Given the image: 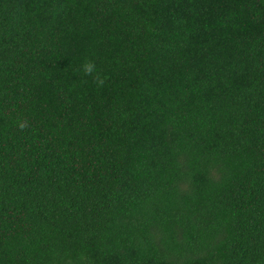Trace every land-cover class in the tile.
<instances>
[{
	"label": "trees",
	"instance_id": "16d2710c",
	"mask_svg": "<svg viewBox=\"0 0 264 264\" xmlns=\"http://www.w3.org/2000/svg\"><path fill=\"white\" fill-rule=\"evenodd\" d=\"M0 264H264V0H0Z\"/></svg>",
	"mask_w": 264,
	"mask_h": 264
},
{
	"label": "clouds",
	"instance_id": "9594fccd",
	"mask_svg": "<svg viewBox=\"0 0 264 264\" xmlns=\"http://www.w3.org/2000/svg\"><path fill=\"white\" fill-rule=\"evenodd\" d=\"M83 71L85 73V75H93L94 71H95V63L94 61H86L84 64H83ZM94 80L100 85L102 86L103 83H104V78L101 77L98 73L94 76ZM28 127V124L27 122H23V123H20L19 124V128L21 130L25 129Z\"/></svg>",
	"mask_w": 264,
	"mask_h": 264
}]
</instances>
